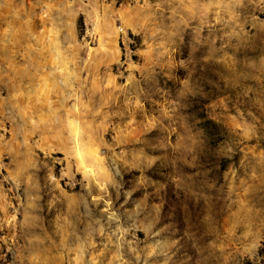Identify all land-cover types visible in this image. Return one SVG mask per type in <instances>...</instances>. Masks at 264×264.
<instances>
[{
  "label": "rangeland",
  "instance_id": "obj_1",
  "mask_svg": "<svg viewBox=\"0 0 264 264\" xmlns=\"http://www.w3.org/2000/svg\"><path fill=\"white\" fill-rule=\"evenodd\" d=\"M0 264H264V0H0Z\"/></svg>",
  "mask_w": 264,
  "mask_h": 264
}]
</instances>
